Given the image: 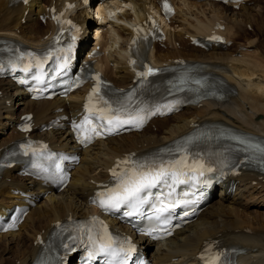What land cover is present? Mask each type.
Masks as SVG:
<instances>
[{
    "label": "bare ground",
    "instance_id": "6f19581e",
    "mask_svg": "<svg viewBox=\"0 0 264 264\" xmlns=\"http://www.w3.org/2000/svg\"><path fill=\"white\" fill-rule=\"evenodd\" d=\"M95 1L98 0H92L91 4ZM122 1L111 0V12L122 23L110 19L105 21L104 26L109 31L102 32L98 42L102 49L106 47L107 50L99 57V67L117 85L127 84L133 77L128 61L122 55L125 40L131 33L129 20L132 15L143 14L155 0H129V4ZM261 1L245 0L236 9L230 4L213 0L178 2L177 10L170 19L172 30L169 29L162 42L166 47L155 45L149 58L156 64L171 61L174 57L193 58L205 69L222 76L228 87H233L235 91L222 99H202L175 114L155 118L141 132L112 136L81 149L80 162L72 169L65 189L57 194L45 195L38 201L23 218L17 231L0 234V264H29L38 253V235L44 238L56 219L85 213L89 208L88 196L96 182L108 176L106 169L113 158L125 151H144L159 145L192 128L194 122H227L237 129L264 135V36L256 37L246 30L249 25H254L258 33L260 26L264 29L260 15V10L264 8ZM59 2L61 0H32L23 4L0 0V32L15 33L27 42L42 41L51 25L48 21L41 24L38 15L48 12L46 6ZM188 15L192 17L188 18ZM90 16L86 7L79 6L76 17L81 22H87L89 27H97V22L90 20ZM22 18H25L24 22ZM106 18L104 15L102 19ZM215 20L225 25L223 31L227 39L241 34L244 44L234 45L232 42L225 49L213 47L204 50L191 43L192 36L203 33ZM51 29L54 27L51 26ZM184 36H187L186 40ZM176 41L179 47L174 44ZM80 97L81 91L78 90L67 99L29 100L12 80L0 78V152L9 140L19 134L13 127L22 112H33L35 121L40 123L54 114L57 106H63V113L75 109ZM4 130H7L4 132L6 137L1 136ZM38 135L55 144L76 146L68 128L39 132ZM17 170L18 167H13L2 171L0 209L18 199L19 193L15 194L14 190L20 189L36 197L44 189L39 180L17 175ZM117 170L121 171L120 168ZM211 199L194 222L175 231L163 242L151 246L145 237H138V241L149 249L151 264H198L197 255L202 246L213 239L242 249L241 264H264V174L243 171L239 176H228Z\"/></svg>",
    "mask_w": 264,
    "mask_h": 264
},
{
    "label": "snow or ice",
    "instance_id": "6c2138e0",
    "mask_svg": "<svg viewBox=\"0 0 264 264\" xmlns=\"http://www.w3.org/2000/svg\"><path fill=\"white\" fill-rule=\"evenodd\" d=\"M25 3H27V0H25ZM163 7L166 12H171V8L166 0ZM76 32H79L78 28H76ZM76 38L77 36L74 34L72 37L73 41H75ZM21 59H23V57H21ZM131 63L135 64V61L133 60ZM28 67H31V65L25 67L24 70L27 71ZM155 71V69L146 66V71L137 73V75L147 78L149 75L154 74ZM93 78L96 80V84L89 93L88 102L85 105L86 115L81 123L74 124V130L77 132V138L81 143L91 142L94 138L102 136L105 131L111 134L123 128L125 125H132L139 128L143 125L148 116L155 115L156 112L160 111L159 108L154 111L143 107L136 108L131 98L123 102H111L101 95V88L106 85L101 81L99 75L97 74ZM35 79L39 82L41 77L37 76ZM21 83H24V81H21ZM77 86H79V81H77ZM166 107L170 109L172 105H167ZM28 130V128L24 129V131ZM238 143L244 145L243 151L252 149L253 154L257 155L261 163H264V145L252 144L247 140H239ZM128 164V159L119 161L117 163V168H120L121 171L118 173L116 169L112 170V175L118 180L117 186L109 189L107 192L98 194L99 207L105 211L119 209L124 204L135 205L138 209L140 206L147 203V199L145 196H142V193H146V190L155 188L161 183L169 186L171 191H169L168 196L171 197L175 185L185 183L186 178L195 180L197 176H203L205 171H211L210 168L206 169L205 165L199 160L189 163L186 155L181 156L179 159L169 161L167 164L161 163L153 166L138 165L123 167ZM34 166L40 167L39 164ZM56 167L58 169L59 165H56ZM185 195H187V193H185ZM157 199L160 200V197H157ZM96 202L97 201H94V203ZM180 203L181 201L178 200H161L160 204L154 207L156 219L160 220L161 217H164L163 224L166 227L169 221L164 214L178 207ZM184 203L188 202L184 201ZM128 214L131 215L132 213ZM158 230L159 226L152 231H146L145 234L153 236L154 231ZM154 238L159 239L161 237L154 236ZM134 251L135 248L132 246H129L126 251H123L124 258L120 264H128ZM97 254H113L111 251L110 239L107 243L101 241L99 245H97L96 241H93V249L90 250L88 254L89 258H93ZM108 264H112V262L109 261ZM208 264H216V259L210 260Z\"/></svg>",
    "mask_w": 264,
    "mask_h": 264
},
{
    "label": "rangeland",
    "instance_id": "374dc122",
    "mask_svg": "<svg viewBox=\"0 0 264 264\" xmlns=\"http://www.w3.org/2000/svg\"><path fill=\"white\" fill-rule=\"evenodd\" d=\"M264 0L260 3L261 4V7H264ZM264 9V8H263ZM263 9H261L260 10V15H262V19H263V23H264V10ZM189 17V16H188ZM192 17V15L189 17V18H191ZM253 26V29H252V27L251 26H248V28L246 29L247 31L248 30H250V32H252V33H248V34H251V35H257L256 37H263L264 36V29H262V27L260 26L259 28L261 29L260 31H259V33L256 31V29H255V26L254 25H252ZM251 30H253V31H251ZM254 33H256V34H254ZM258 33V34H257ZM235 39H236V43L237 42H243L244 41V39H243V36H241V34H238L236 37H235ZM186 40V39H185ZM262 44H264V43H262ZM260 50L262 51L263 49L262 48H260ZM16 104V103H15ZM5 131H7V130H4V131H1V136L2 137H6L4 134V132Z\"/></svg>",
    "mask_w": 264,
    "mask_h": 264
}]
</instances>
